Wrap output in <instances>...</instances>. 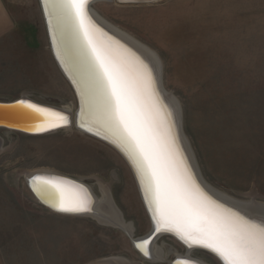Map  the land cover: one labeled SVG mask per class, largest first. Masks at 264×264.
Returning <instances> with one entry per match:
<instances>
[{"label": "rangeland", "instance_id": "obj_1", "mask_svg": "<svg viewBox=\"0 0 264 264\" xmlns=\"http://www.w3.org/2000/svg\"><path fill=\"white\" fill-rule=\"evenodd\" d=\"M5 1L16 28L0 53V101L28 95L75 112L77 101L51 53L39 0ZM92 9L159 57L164 89L179 103L205 182L235 200L264 204V0L111 1ZM0 140V252L6 264H89L111 257L170 264L186 254L165 236L155 244L165 261L146 259L121 229L93 216L52 213L34 198L26 174L39 170L81 180L98 198L104 185L134 238L146 236L151 222L134 176L107 144L76 128L38 137L0 129ZM191 256L221 264L205 251Z\"/></svg>", "mask_w": 264, "mask_h": 264}, {"label": "snow or ice", "instance_id": "obj_2", "mask_svg": "<svg viewBox=\"0 0 264 264\" xmlns=\"http://www.w3.org/2000/svg\"><path fill=\"white\" fill-rule=\"evenodd\" d=\"M87 4L88 0H57L61 39L69 36L77 50L74 82L78 78L82 98L88 100L94 114L87 130L97 128V135L111 138L132 162L155 231L173 232L188 247L209 249L225 264H264V221L254 222L217 204L196 184L187 166L177 162L175 123L172 113L162 114L153 100L151 70L144 65L142 71H132L113 58L110 49L96 38ZM17 107L45 111L24 100ZM56 115L68 122L67 117ZM31 184L44 203L61 213L91 211L87 200L73 195L65 181L37 175ZM147 243L145 240L137 247Z\"/></svg>", "mask_w": 264, "mask_h": 264}, {"label": "water", "instance_id": "obj_3", "mask_svg": "<svg viewBox=\"0 0 264 264\" xmlns=\"http://www.w3.org/2000/svg\"><path fill=\"white\" fill-rule=\"evenodd\" d=\"M47 1V2H46ZM97 1H115L119 4H152L153 1H121V0H88V4L86 5V11L88 16L91 18L92 24L95 26V33L100 36L103 40H106L109 43H114L117 44L120 48H123L127 52L131 53V55L137 56L139 58V53L135 52L131 47H129L126 43L120 41L117 39L118 37L115 36L111 31L115 32L113 29V26H106L103 22L97 18L98 16L96 15V12L92 9V6L94 5L95 2ZM164 0H158L155 2H161ZM48 0H39V5L41 8L45 28H46V33L48 37V42H49V47L51 50V53L53 55V58L60 69V72L66 78L68 84L72 88L76 101H77V108L75 112L69 109H64V108H59L55 106H50V105H45L41 104L35 100H33L31 97L28 95H23L17 100L11 101V102H3L0 101V129H4L7 131L11 132H16L20 134H24L27 136H33V137H38V136H46V135H51L55 134L60 131L68 130L71 128H76L78 131H81L85 133L86 135L93 137L105 144H107L109 147L114 149L125 161V163L128 165L130 168L135 182L138 187V191L140 194V198L142 200V203L145 207V210L147 212V215L150 219L151 222V231L144 237L141 238H134L133 233L131 232H126L124 228L117 226L115 228H119L122 231H124L129 238L132 240L133 246L135 247L136 251L140 253L144 258L150 259V251L152 250V247L156 244V242L161 238V237H171L177 242H179L184 248L186 249V254L187 253H192L195 250H201L209 253L210 255L214 256L221 264H225L223 259H221L216 253L212 252L209 249L201 248L198 246H193V247H188L182 240L179 239V237L173 233V232H167V231H160L157 232L155 231V224L154 221L152 220V214L151 211L148 207V203L145 199L144 192L141 188L140 185V180L139 177L136 173V170L132 164V162L129 160V158L125 155V153L121 150L120 147L117 146V144L112 142L111 138L105 139L104 135H97L96 131L98 130L97 128H94L93 131H88L87 126L88 122L90 120V115L87 114V109H86V99L82 98L81 91H80V83L78 82V78H76L77 82H74L73 78V65L72 63L69 62V58H67V55L65 53V49L63 48V44L61 42V39L59 38V35L57 33V29L53 20V14L51 11ZM102 25L108 27L111 31L107 30L104 28ZM120 31V30H119ZM121 32V31H120ZM123 33V32H122ZM124 34V33H123ZM122 34V35H123ZM120 35V34H119ZM126 35V34H125ZM123 35V36H125ZM68 37V36H67ZM130 37V36H129ZM68 43V42H67ZM71 51L73 50V59L76 60L77 57V50L75 46H71L70 43H68ZM127 45V46H126ZM122 49V50H123ZM135 58V57H134ZM64 64L65 70L69 73V76L65 73L63 67H61ZM59 64V65H58ZM157 79H156V84L154 88V96L153 98L157 101H161V98H167L170 99L169 93L164 89L163 83H162V76L160 72L157 71ZM24 100L27 101L28 103L36 105L38 108L44 109V112H35L31 109H26L22 107H17L18 102ZM179 105V103H178ZM56 114H60L61 116L67 117L68 122L63 123L62 121L59 120V117ZM177 117L175 120V137L177 140V144L175 143V149H176V155L179 160V163L182 166H187V168L191 171L192 175L195 177L196 184L199 185L200 189L203 190V192L211 197L213 201H215L217 204H222L225 208H231L232 211L234 212H239L240 211H250L247 207L242 206V205H235L232 204L231 202H228L224 197L218 196L211 188L210 185H208L205 180L203 179L201 172L198 168L194 153L191 149V146L188 142V139L186 138L183 128H182V116H181V109L179 106V112L177 110ZM89 115V116H88ZM92 119V118H91ZM57 123L59 124L58 127H50L49 125ZM84 124L85 126L82 127L81 125ZM38 127H45L47 130L45 131H35L34 129ZM179 141V142H178ZM2 147V142L0 140V150ZM178 153V154H177ZM43 176L48 179H54V180H59V181H65L67 182V187L71 189L72 194H77V196L80 197V199L87 200L88 206L90 207L91 211L89 212H84V213H61L57 211L56 209L52 208L49 206V204H46L43 202V200L36 194L35 191H33V187L31 184V180L34 176ZM26 182L27 186L34 196V198L38 201V203L43 206L45 209L49 210L52 213L62 215V216H72V217H87V216H96L98 219H96L99 223L108 225V226H115L112 225V223L109 221L107 217H105L103 214L96 212L94 210L98 197L94 194L92 188L86 184L85 182L75 179L73 177H69L63 174L59 173H54L52 171H47V170H39L35 172H31L26 174ZM112 198V197H110ZM112 200V208L114 211L118 213V216L121 217L122 221L125 222L121 212L118 210V207L116 206L115 202ZM241 201V200H240ZM116 212H114L116 214ZM240 213V212H239ZM117 215V214H116ZM240 215H242L240 213ZM248 215V214H247ZM242 215L246 219L252 220L254 222L259 223L258 220L254 219L253 216L248 215ZM145 240L148 241L147 244H144V246L137 247L138 244H142ZM147 252V255L145 254ZM185 254V255H186ZM116 257H111V258H105L101 260L94 261L89 264H109V263H115L117 260ZM186 260L183 258H175L174 261H172L170 264H177L178 261ZM190 264H200L197 259L195 258H189L188 260Z\"/></svg>", "mask_w": 264, "mask_h": 264}, {"label": "bare ground", "instance_id": "obj_4", "mask_svg": "<svg viewBox=\"0 0 264 264\" xmlns=\"http://www.w3.org/2000/svg\"><path fill=\"white\" fill-rule=\"evenodd\" d=\"M121 1H151V0H121ZM152 1H153V3H157L155 1H158V0H152ZM97 2H107V1H97ZM47 4H49L48 6H50V8H51V11H52V14H53V20H54V23H55V26H56V29H57V33L59 35V38L61 39L60 30H59L60 29V25H61V17H60L61 10L57 6V0H48ZM96 15L98 16L97 18H99V20L101 22H103L105 25L107 24L106 26H108V25L111 26L108 22H106L103 18H101L97 13H96ZM102 26L104 28H106L107 30L111 31L110 29H108V27H106L104 25H102ZM113 30L115 32H113V31H111V32L115 36L118 37L117 39H119L120 41L126 43L129 47H131V49H133L135 52H137V54L139 53L138 54L139 58L137 56H134L135 57L134 58L133 55H131V53L127 52L123 48H120L117 44L109 43L106 40H103L100 36H98L95 33L97 40L110 49V51H111V53L113 55V58L118 63L125 64L126 66H128V68L130 70H132V71H136V70L142 71L143 70V66L146 65L147 68L150 69L151 72H152V76H153V79H154V88H155L156 79H157V74H156L157 71L160 72V74H161V63H160V60H159V57L157 56V54L155 52H153L151 49H149L148 47L142 45L141 43L137 42L133 38L129 37L128 35L123 34L118 29L114 28ZM122 34L125 35V36H123ZM61 42L63 44V48L65 49V53L67 55V58H69V62L72 63V65H73L74 62H75V60L73 59V50L71 51V49H70V47L68 45V43H70L71 46H73L74 45L73 42L71 41L69 36L68 37L65 36L63 39H61ZM60 65H62V63ZM61 67H63L65 73L69 76V73L67 72V70H65L64 64ZM162 81H163V79H162ZM169 97H170V99L161 98V100L163 101L162 103L159 100L157 101V99L155 100L153 98V100L159 106L162 114L166 115V113L169 112V111L172 113V120L175 123V120H177L176 119L177 110L179 112V105H178V102H177L176 98H174L171 94H169ZM86 109L88 111L87 114L90 115V119H88V120H91V118L93 119V115L94 114H93L92 109L90 108V105H89V102H88L87 99H86ZM83 134H85V133H83ZM175 143L177 144V140H175ZM176 158H177V155H176ZM177 162L179 163L178 158H177ZM54 173H56V172H54ZM135 185L137 186V184H135ZM100 189H101V195L102 196L100 198H98L97 204H96L94 210L96 212H99V213L103 214L105 217H107L109 219V221L112 223V225H115V226H112V227L120 226V227L124 228V230L126 232H130V233L133 232L132 231L133 230L132 229V224L131 223L128 224L126 222H123L121 217L118 216V213H117L118 211L116 212V210L114 211V209L112 208V205H113L112 204V200H111L112 198H110L109 191L106 188V186L101 185ZM212 190L218 196L224 197L228 202H231L232 204H235V205L245 206V207H247L250 210V211H240V210H238L242 215L246 216L248 214L250 216H253L254 219L258 220L259 222L264 221V204L251 202V201H248V202L238 201V200H235V199H233L231 197H228V196L216 191L213 188H212ZM73 195H75V194H73ZM75 196H77V194ZM77 197L80 198L79 196H77ZM114 212H116L117 215ZM248 215H247V217H248ZM93 217H95L96 219L99 220V218H97L96 216H93ZM195 251H197V250H195ZM191 254L192 253H190V252L187 253L186 255L185 254L184 255L177 254L176 258H183V259L186 258V260L178 261L177 264H183L184 261H188L190 257L191 258L193 257V256H191ZM150 256H151V260H153V261H161V262H163L166 259V255H165L164 251L161 248L156 247L155 245L152 247V250L150 251ZM116 260L117 261L115 263H109V264H128L127 261L122 260L121 258H117ZM197 261L200 264H203V262L201 260L197 259ZM189 264H190V262H189Z\"/></svg>", "mask_w": 264, "mask_h": 264}, {"label": "crops", "instance_id": "obj_5", "mask_svg": "<svg viewBox=\"0 0 264 264\" xmlns=\"http://www.w3.org/2000/svg\"><path fill=\"white\" fill-rule=\"evenodd\" d=\"M15 21L5 0H0V53L15 31ZM43 207V206H42ZM0 264H6L0 252Z\"/></svg>", "mask_w": 264, "mask_h": 264}]
</instances>
